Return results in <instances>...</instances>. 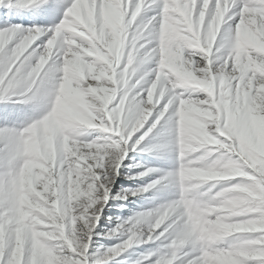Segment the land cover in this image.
Wrapping results in <instances>:
<instances>
[{"label": "clouds", "instance_id": "obj_1", "mask_svg": "<svg viewBox=\"0 0 264 264\" xmlns=\"http://www.w3.org/2000/svg\"><path fill=\"white\" fill-rule=\"evenodd\" d=\"M144 2L130 11L124 0H104L98 17L95 0L86 14L82 0H73L42 49L32 48L46 34L42 27L29 30L11 55L6 48L16 34L0 33V67L23 57L0 101L21 93L23 103L42 110L22 130L0 129V260L7 251L8 264H69L52 247L60 241L86 253L91 220L78 228L75 213L82 209L84 219L100 199L107 203L108 190L101 197L83 173L93 170L89 161L119 169L129 149L178 165L129 189L131 196L152 190L178 195L108 231V238L120 242L104 251L105 260L146 243L145 237L152 240L163 225L168 243L156 264H176L189 247L199 255L187 264L264 258V247H255L264 237L243 235L264 233V135L253 121L254 110L264 122V79L256 80L257 73L264 77V59L254 58L264 57V50L245 44L249 33L264 39V23L242 17L233 28L226 18L228 0H216L214 13L211 0H204L198 15L195 0H185L184 11L176 0H165V18L157 27L155 17L139 18ZM113 7L119 9L116 17ZM87 129L116 138L83 142L79 137ZM138 132L143 135L132 143ZM38 161L46 166V199L35 191ZM132 167L144 170L128 179L161 171L142 163ZM237 178L248 180L218 187ZM248 214L256 216L242 218Z\"/></svg>", "mask_w": 264, "mask_h": 264}, {"label": "rangeland", "instance_id": "obj_2", "mask_svg": "<svg viewBox=\"0 0 264 264\" xmlns=\"http://www.w3.org/2000/svg\"><path fill=\"white\" fill-rule=\"evenodd\" d=\"M46 1L45 5L30 6V7H13L7 6V0L5 6H0V29L10 28L12 25H23L25 28L40 26L42 28H51L58 25L64 18L67 8L71 6L73 0H58L57 7L54 12L48 10V4L51 5L54 0H40V2ZM61 3V4H60ZM65 3H68L66 5ZM86 3V2H85ZM64 4V5H63ZM88 8V6H87ZM155 11L148 12L149 15L159 13L161 15L162 22V4L159 2L153 5ZM112 14L114 17L118 16L119 9L113 7ZM144 13H142L143 15ZM235 23V22H230ZM246 45H254L259 50H264V39H261L255 33H249L245 38ZM99 52V50H97ZM201 98L204 97L203 93H200ZM23 97L18 95L13 96L11 100L0 101V129L8 130H22L27 127L34 120L38 119L42 115V110L38 109L33 104H25L22 102ZM253 121L256 126L257 133L259 135H264V122L261 118L255 114L253 110ZM113 134L105 133L101 129H87L85 134L79 137L83 142H91L92 140H103L112 137ZM137 163H142L146 166L159 168L161 171L151 174L149 177L142 179H128L129 176H134L136 173L143 171L142 168L132 167ZM37 167L41 168V172L34 178V186L37 194L41 198L46 199L44 195L46 189L44 183L46 181L45 172L46 166L41 165L39 161L37 162ZM178 167L173 161L158 157L156 155H150L142 153L137 149L133 152L129 150L127 157L122 162L119 169H116L112 174L114 179L112 180L111 188L109 194V200L103 208L100 214V219L97 222V227L94 229L93 239L88 250V255L93 258V264L96 259H102L104 251L108 247L114 246L120 241L117 239H110L106 236V233L113 229L118 223L128 220L133 217L135 213L140 211H146L156 207L157 205L164 203L166 200L177 198L178 192L173 190L172 192H159L157 190H152L148 193L131 196L128 192L129 189H135L137 187L143 186L150 182L151 180L160 178L167 171L173 170ZM248 178H237L233 181H221L218 184L220 186H230L233 183L240 182L244 183ZM212 183V182H210ZM209 185H205L204 189ZM127 196V199H124ZM256 214H248L246 217L242 218H255ZM111 218V219H110ZM119 218V219H118ZM247 238H255L260 233H249L243 234ZM168 241H152L149 243H139L137 247L133 245L128 253L132 257V252L135 250L136 259L128 260L123 262L122 257L114 259L111 261H106L105 264H153L161 258V255L166 251L164 245ZM220 247H226L227 245H219ZM133 249V250H132ZM189 253L188 256H181V259L176 262V264H187L189 259L194 258L199 255L198 252H192L191 247L185 249ZM155 253V255H151ZM131 254V255H130ZM134 255V254H133ZM190 257V258H189ZM147 258V259H146ZM10 259V253L6 251L4 256V264H8ZM121 260V261H120ZM115 261V262H114ZM181 261V262H180ZM132 263V264H133ZM247 264H264V260L260 257H252L247 260Z\"/></svg>", "mask_w": 264, "mask_h": 264}, {"label": "snow or ice", "instance_id": "obj_3", "mask_svg": "<svg viewBox=\"0 0 264 264\" xmlns=\"http://www.w3.org/2000/svg\"><path fill=\"white\" fill-rule=\"evenodd\" d=\"M40 0H7V6L8 7H13L14 5L16 7H30V6H36L38 5ZM103 2L104 0H95V12L96 15L99 17L102 15V10H103ZM159 2L162 4V21L165 18V10H166V5H165V0H159ZM6 0H0V6H5ZM92 0H88L89 6L91 5ZM125 5H127L131 10H134L138 0H131V5L127 4V0H124ZM158 0H145L143 9L141 11L140 17L139 18H152L155 17L153 20V24H155L157 27H159L161 23V15L159 13L157 14H151L149 15L148 12H153L155 9L153 8L154 4H157ZM176 3L179 5V11H184L185 9L183 8V5L185 3V0H176ZM229 3V10L227 13L226 18H231L229 19L230 22H235L230 23L233 28L240 23L241 18L244 17L245 19L249 17H253L257 19L259 23H264V0H228ZM58 4V0H54V2L51 5H48V10L51 12H54ZM82 4L83 0H82ZM204 5V0H195V13L198 15L199 11L203 8ZM72 7L71 6L67 8V11ZM216 8V0H211L209 4V9L213 13L215 12ZM85 14L88 11V8L83 9ZM147 10V11H145ZM66 11V12H67ZM142 12L144 13L142 15ZM56 26L51 27L52 31H47L48 28H44L46 31L45 35H42L38 40L35 41V43L32 45V48H41L44 45V43L47 42L48 39H50L53 35V32L56 30ZM35 28H41L40 26H34V27H29L25 28L23 25H12L10 28L7 29H0V33H4L6 35H11L12 33H15L16 35L10 39L8 42L6 51L8 52L9 55H11L12 50L20 44L21 40H23L24 37L28 35L29 30L35 29ZM31 50V49H30ZM254 58L257 59H264V57H260L259 54H254ZM23 62V57L20 58L19 61H17L15 64L9 62L6 67H0V91L8 89L10 81H12L13 77L16 75L17 70L20 68L21 63ZM229 68L231 69V62L229 64ZM264 79V77H261L258 73L256 74V80L257 83ZM254 91V90H253ZM11 94V93H10ZM20 96L23 97L21 93H17L12 95L13 96ZM3 130H8V129H3ZM146 131V129H145ZM141 135H143V132H138L135 136L132 137V143H134ZM112 139H115L116 137L112 136ZM4 149V142H0V150ZM130 150V149H129ZM89 163H93L94 168L90 172H84L83 174L88 177L87 184H95V187L99 190V195L102 197L105 189L108 190V193L110 192L112 180L114 176L112 175L115 170L117 169L115 165L111 166V171H109V165L106 162H100V161H89ZM97 163H101L102 166H95ZM121 166V165H120ZM66 167V166H65ZM56 168L61 169V162L59 158L57 159L56 162ZM84 168H87V165H84ZM159 179V178H157ZM87 184L84 185L85 189H87ZM109 200V194H108V199ZM106 203L104 202L103 199H100L99 203L96 204V206L93 209H90L88 213L84 214V219H79L82 209L78 210L75 215L78 217L77 219V227L80 228L84 225L85 220H91V224L88 225L89 228V235L91 236V242L93 239V233L94 229L97 227V222L100 219V214L103 211L104 206ZM3 209H0L2 211ZM97 217L99 219L97 220ZM111 219V218H110ZM119 219V218H118ZM127 221V220H125ZM123 221V222H125ZM121 222V223H123ZM120 224V223H118ZM94 225V227H93ZM116 227V226H115ZM114 227V228H115ZM167 225L161 226L153 236L152 240H147V237H145V240L147 241L146 243L152 242V241H161L164 240L166 241V237L168 235L167 232H165V228ZM67 233L68 235H71V223L69 221L68 227H67ZM164 233L163 236L160 234ZM261 235L251 238V240L254 241H260L261 237H264V233H260ZM156 237H160L159 239H156ZM91 242L89 243L87 240H85V243L88 244V250L90 248ZM59 243L60 247L55 248V244ZM52 247L55 249V254L58 256H63L68 259L69 264H79V262H86V264H93V258H91L88 255V250L86 253L82 251L81 248H75V250L71 247L68 246L66 242L60 241V242H52ZM257 248L264 247V242L258 243L255 245ZM151 255H155L152 253ZM147 259V258H146ZM264 260V258H261ZM99 260H95L94 264H97ZM0 264H4V257L2 260H0Z\"/></svg>", "mask_w": 264, "mask_h": 264}, {"label": "bare ground", "instance_id": "obj_4", "mask_svg": "<svg viewBox=\"0 0 264 264\" xmlns=\"http://www.w3.org/2000/svg\"><path fill=\"white\" fill-rule=\"evenodd\" d=\"M86 2V3H85ZM47 2L46 1H44V2H39V4L37 5V6H39V7H41L42 5H45ZM83 3H84V6H85V8H87V6H89V4H88V0H83ZM61 4V3H60ZM66 5H68V3H65ZM49 5V4H48ZM64 5V4H63ZM145 11H147V10H145ZM143 13V12H142ZM139 243H134V245H136L135 247H137V245H138ZM132 248V247H131ZM131 248L130 249H128L126 252H129L130 250H131ZM133 250V249H132ZM126 252H124V253H122L119 257H114V258H112L111 260H114V259H118V258H121L122 257V260H123V262L125 261V262H127L128 260H131V259H136L137 257H135V253H137L135 250L132 252L133 254H132V257L131 256H129V257H127L129 254L128 253H126ZM131 255V254H130ZM190 258V257H189ZM96 260H99V261H102L103 262V264H105V262L107 261H111V260H105V258H102V259H96ZM121 261V260H120ZM115 262V261H114ZM181 262V261H180ZM133 262H131V264H132ZM153 264H156L155 262H152ZM133 264H135V263H133ZM150 264V263H149Z\"/></svg>", "mask_w": 264, "mask_h": 264}]
</instances>
